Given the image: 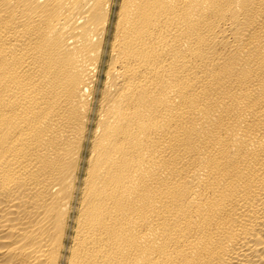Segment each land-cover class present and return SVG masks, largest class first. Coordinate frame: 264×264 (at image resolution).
<instances>
[{
	"label": "bare ground",
	"instance_id": "bare-ground-1",
	"mask_svg": "<svg viewBox=\"0 0 264 264\" xmlns=\"http://www.w3.org/2000/svg\"><path fill=\"white\" fill-rule=\"evenodd\" d=\"M0 264H264V0H0Z\"/></svg>",
	"mask_w": 264,
	"mask_h": 264
}]
</instances>
